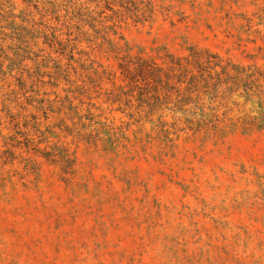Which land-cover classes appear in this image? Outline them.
Instances as JSON below:
<instances>
[{"label": "rangeland", "instance_id": "1", "mask_svg": "<svg viewBox=\"0 0 264 264\" xmlns=\"http://www.w3.org/2000/svg\"><path fill=\"white\" fill-rule=\"evenodd\" d=\"M0 264H264V0H0Z\"/></svg>", "mask_w": 264, "mask_h": 264}]
</instances>
